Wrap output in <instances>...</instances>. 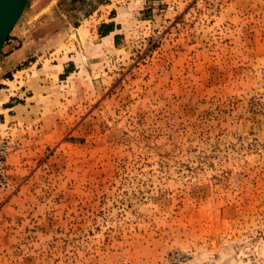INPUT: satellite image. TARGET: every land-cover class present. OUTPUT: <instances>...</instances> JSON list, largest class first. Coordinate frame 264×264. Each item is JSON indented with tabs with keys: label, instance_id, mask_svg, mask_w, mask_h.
Returning <instances> with one entry per match:
<instances>
[{
	"label": "rangeland",
	"instance_id": "obj_1",
	"mask_svg": "<svg viewBox=\"0 0 264 264\" xmlns=\"http://www.w3.org/2000/svg\"><path fill=\"white\" fill-rule=\"evenodd\" d=\"M123 6L110 56L0 130V264H264V0Z\"/></svg>",
	"mask_w": 264,
	"mask_h": 264
},
{
	"label": "crops",
	"instance_id": "obj_2",
	"mask_svg": "<svg viewBox=\"0 0 264 264\" xmlns=\"http://www.w3.org/2000/svg\"><path fill=\"white\" fill-rule=\"evenodd\" d=\"M67 1L33 0L5 44L0 59V130L10 123L25 127L43 120L45 94L55 90L60 76L65 72L89 75L95 61L110 56L118 43L128 0H75L79 8H87L81 13L74 5V15L64 8ZM108 26L111 31L104 35Z\"/></svg>",
	"mask_w": 264,
	"mask_h": 264
},
{
	"label": "water",
	"instance_id": "obj_3",
	"mask_svg": "<svg viewBox=\"0 0 264 264\" xmlns=\"http://www.w3.org/2000/svg\"><path fill=\"white\" fill-rule=\"evenodd\" d=\"M29 0H0V53Z\"/></svg>",
	"mask_w": 264,
	"mask_h": 264
},
{
	"label": "built area",
	"instance_id": "obj_4",
	"mask_svg": "<svg viewBox=\"0 0 264 264\" xmlns=\"http://www.w3.org/2000/svg\"><path fill=\"white\" fill-rule=\"evenodd\" d=\"M12 145L9 138H0V194L7 193L13 188V182L10 180L6 168V156Z\"/></svg>",
	"mask_w": 264,
	"mask_h": 264
},
{
	"label": "trees",
	"instance_id": "obj_5",
	"mask_svg": "<svg viewBox=\"0 0 264 264\" xmlns=\"http://www.w3.org/2000/svg\"><path fill=\"white\" fill-rule=\"evenodd\" d=\"M110 31H111V26H108L103 34L105 35V34H107Z\"/></svg>",
	"mask_w": 264,
	"mask_h": 264
}]
</instances>
